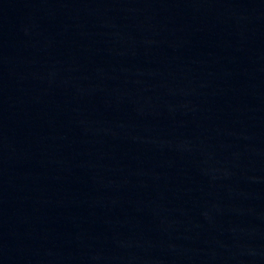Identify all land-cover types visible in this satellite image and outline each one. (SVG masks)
<instances>
[{"label": "water", "instance_id": "1", "mask_svg": "<svg viewBox=\"0 0 264 264\" xmlns=\"http://www.w3.org/2000/svg\"><path fill=\"white\" fill-rule=\"evenodd\" d=\"M0 264H264V0H0Z\"/></svg>", "mask_w": 264, "mask_h": 264}]
</instances>
